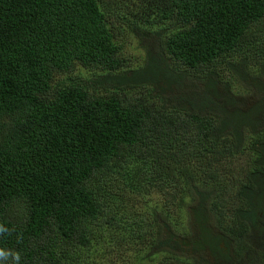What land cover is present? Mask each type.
<instances>
[{"label": "trees", "instance_id": "1", "mask_svg": "<svg viewBox=\"0 0 264 264\" xmlns=\"http://www.w3.org/2000/svg\"><path fill=\"white\" fill-rule=\"evenodd\" d=\"M0 227V264H264V0H0Z\"/></svg>", "mask_w": 264, "mask_h": 264}, {"label": "rangeland", "instance_id": "2", "mask_svg": "<svg viewBox=\"0 0 264 264\" xmlns=\"http://www.w3.org/2000/svg\"><path fill=\"white\" fill-rule=\"evenodd\" d=\"M125 46L130 48L129 50H131L133 53V56L131 57L132 61L134 63H140L144 57L143 47H141L140 45H137L136 43L134 44L132 42V37L130 35H128L126 38Z\"/></svg>", "mask_w": 264, "mask_h": 264}, {"label": "clouds", "instance_id": "3", "mask_svg": "<svg viewBox=\"0 0 264 264\" xmlns=\"http://www.w3.org/2000/svg\"><path fill=\"white\" fill-rule=\"evenodd\" d=\"M3 231H5V229L3 227H0V232H3ZM6 255H7L6 252L0 251V257L6 256ZM15 258L16 260H19V255L17 254Z\"/></svg>", "mask_w": 264, "mask_h": 264}]
</instances>
